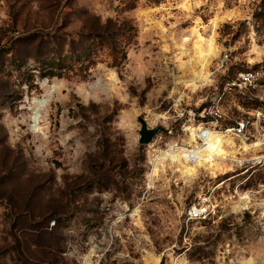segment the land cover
<instances>
[{"label":"rangeland","instance_id":"rangeland-1","mask_svg":"<svg viewBox=\"0 0 264 264\" xmlns=\"http://www.w3.org/2000/svg\"><path fill=\"white\" fill-rule=\"evenodd\" d=\"M122 1L0 0V264H264V0ZM127 22L122 67L34 70ZM200 129L228 141L212 169ZM171 147L188 160L156 162Z\"/></svg>","mask_w":264,"mask_h":264},{"label":"trees","instance_id":"trees-1","mask_svg":"<svg viewBox=\"0 0 264 264\" xmlns=\"http://www.w3.org/2000/svg\"><path fill=\"white\" fill-rule=\"evenodd\" d=\"M151 4H160L164 0H146ZM137 0H123L120 11L128 13L137 8ZM136 39V28L131 23L123 24L121 30L110 33L97 32L83 50L67 54H48L35 60L34 70L42 79L79 77L86 80L91 69L99 64H107L112 68H120L127 61L128 51ZM18 67V64H16ZM24 77H35L24 68L19 71Z\"/></svg>","mask_w":264,"mask_h":264},{"label":"bare ground","instance_id":"bare-ground-1","mask_svg":"<svg viewBox=\"0 0 264 264\" xmlns=\"http://www.w3.org/2000/svg\"><path fill=\"white\" fill-rule=\"evenodd\" d=\"M201 128V127H200ZM205 130V129H204ZM204 130L200 129L198 131V135L196 136L195 133H192V137L205 140L206 142V150L202 156H199L197 167L212 169L214 166V162L217 159L225 160L226 153L223 150V146L226 142V137L224 135H219V133L213 132L212 130L205 132ZM209 130V129H208ZM187 152L178 151L175 148L171 147L166 152L162 153L160 157H158L156 162H162L164 160H171V162H178L179 160L187 161L188 159ZM157 164V163H156ZM156 168V167H155ZM184 174L188 177L193 176L196 173V168L193 167H185ZM157 171H154V174Z\"/></svg>","mask_w":264,"mask_h":264},{"label":"built area","instance_id":"built-area-1","mask_svg":"<svg viewBox=\"0 0 264 264\" xmlns=\"http://www.w3.org/2000/svg\"><path fill=\"white\" fill-rule=\"evenodd\" d=\"M260 77H261V73L257 71H248V72L240 73L238 75V78L234 86H238L240 90L255 89L256 83L260 80ZM210 110L214 112V109H210ZM205 113H207L206 110H204L203 115ZM215 115L217 116V114ZM246 125H247L246 123L241 122L234 126L233 131L237 132L238 134H242L246 129ZM212 131L215 132L216 130L214 129ZM207 216H208V212L206 210L202 208H198L196 206L190 208L187 212L188 222L202 221L205 220Z\"/></svg>","mask_w":264,"mask_h":264},{"label":"water","instance_id":"water-1","mask_svg":"<svg viewBox=\"0 0 264 264\" xmlns=\"http://www.w3.org/2000/svg\"><path fill=\"white\" fill-rule=\"evenodd\" d=\"M140 123L141 129L139 131V144L142 146H149L158 134L165 132L161 127L149 128L144 119H141Z\"/></svg>","mask_w":264,"mask_h":264}]
</instances>
